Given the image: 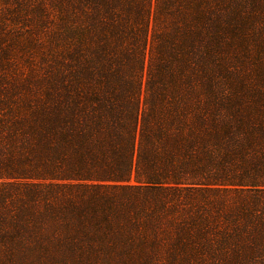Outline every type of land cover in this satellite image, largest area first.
<instances>
[{"label":"trees","instance_id":"16d2710c","mask_svg":"<svg viewBox=\"0 0 264 264\" xmlns=\"http://www.w3.org/2000/svg\"><path fill=\"white\" fill-rule=\"evenodd\" d=\"M31 1L0 0V264H264V0Z\"/></svg>","mask_w":264,"mask_h":264},{"label":"rangeland","instance_id":"374dc122","mask_svg":"<svg viewBox=\"0 0 264 264\" xmlns=\"http://www.w3.org/2000/svg\"><path fill=\"white\" fill-rule=\"evenodd\" d=\"M1 1L8 2V4L10 3L9 0H1ZM40 1L45 2L46 6H47V3L49 6H52V7L54 5V0H32L31 3H40ZM51 13H52V11H51ZM39 15H40L39 13L35 12V14L33 16V20L34 19L38 20ZM49 18H51V17H49ZM32 24H33V21H32ZM9 33H10V31H8V34ZM11 40H12V35H9L8 36V48H9V46H12L15 44V43L11 44V42H12ZM27 43L29 44L28 45L29 46V52H31L33 49H35L36 54L39 56V54L41 52V47L35 46V44H32L31 41H28ZM8 57L9 58L14 57V58L18 59L20 65H21L20 72H19L21 76H24V75L38 76L40 74V71L38 70V61H36V60L34 61L37 64V67H34V66L29 67L28 63H27V54L24 52H20L19 49L16 48L15 50H12V51L8 50ZM13 73L16 74V71Z\"/></svg>","mask_w":264,"mask_h":264}]
</instances>
